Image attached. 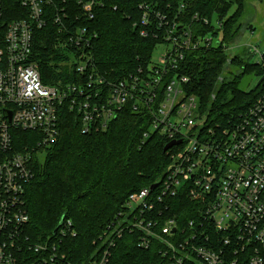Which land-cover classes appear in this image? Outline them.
<instances>
[{
    "label": "built area",
    "instance_id": "2783aa9c",
    "mask_svg": "<svg viewBox=\"0 0 264 264\" xmlns=\"http://www.w3.org/2000/svg\"><path fill=\"white\" fill-rule=\"evenodd\" d=\"M104 2L20 0L24 15L0 27V264H72L63 262V254L32 260L27 255L32 249L40 254L46 249L30 244L26 234L30 215L25 194L34 176L31 161L56 140L58 111L64 102L78 114L83 131L106 129L130 103L134 111L142 106L151 113L152 131L168 142L181 141L166 151L162 178L126 200L131 217L124 218V229L140 230L141 247L157 240L170 264L227 260L235 264L241 254L247 264H264V93L226 124L213 126L198 98L187 92V76L175 74L163 81L185 52L226 51L237 45L236 41L227 44L223 36L226 15L194 12L185 19L184 0H138L140 18L134 25H139L140 35L160 37L158 44H166L167 49L157 63H148L143 72L138 69L140 75L114 82L93 72L85 53L86 29L76 25L78 16L91 19ZM50 23L57 29L58 42L82 50L69 63L80 73L91 69L85 87L42 82L32 60V38L35 30ZM148 25L155 31L141 27ZM258 51L256 62H261L264 51ZM18 130L34 133L35 143L17 147ZM177 197L193 204L192 217L182 225L178 214L165 217L159 207ZM66 224L71 223L66 220ZM107 261L104 251L89 264Z\"/></svg>",
    "mask_w": 264,
    "mask_h": 264
},
{
    "label": "trees",
    "instance_id": "16d2710c",
    "mask_svg": "<svg viewBox=\"0 0 264 264\" xmlns=\"http://www.w3.org/2000/svg\"><path fill=\"white\" fill-rule=\"evenodd\" d=\"M184 1L185 19L194 12L226 15L223 35L226 43L240 36L244 0ZM137 2L105 0V4L95 8L94 17L80 15L76 21L80 29H86L85 38L89 39L85 53L93 63V72L106 80L118 82L140 75L161 42L160 37L140 35L139 25H134L140 18ZM0 8L2 29L24 15L20 0H0ZM141 27L153 29L150 25ZM57 39V29L51 23L33 33L32 60L42 82L54 87H85L91 69L80 73L69 63L82 50L71 43L65 46ZM262 55L263 60L256 62L247 52L230 55L222 48L185 52L177 68L170 70L163 81L175 74L187 76L190 81L187 92L194 94L207 111V121L213 126L223 125L264 93V52ZM232 64L238 67V72L226 80L222 72ZM249 74L255 75L256 83L249 89H241L239 81ZM218 83L220 87L214 92ZM58 118L56 140L45 150L42 160L31 161L34 176L25 194L30 215L26 234L30 244L46 245V249L41 254L33 249L28 251V258L57 259L63 254L65 263L89 264L107 251L106 264H170L160 252L161 243L153 240L148 248L141 247L140 230L124 229V218L131 217L125 205L128 196L158 182L168 163L167 152L163 151L168 139L151 130V113L142 106L134 111L128 103L106 129L83 131L78 114L64 102ZM33 135L30 131H15L14 142L19 148L31 146L36 140ZM192 205L185 197H177L168 198L159 207L165 217L178 214L177 220L182 225L192 217L189 211ZM62 218V224L54 232ZM66 220L71 224L67 225ZM235 264L247 261L241 254Z\"/></svg>",
    "mask_w": 264,
    "mask_h": 264
},
{
    "label": "rangeland",
    "instance_id": "374dc122",
    "mask_svg": "<svg viewBox=\"0 0 264 264\" xmlns=\"http://www.w3.org/2000/svg\"><path fill=\"white\" fill-rule=\"evenodd\" d=\"M245 10L240 18V23L242 28L240 30V36L237 37L236 46L232 49H226L228 54L232 55L233 53L247 52L250 58L253 61H257L259 51H264V0H244ZM234 9V7H233ZM232 9V10H233ZM247 27H246V26ZM252 28L249 29V27ZM254 46L257 47V51L254 50ZM167 45L164 43L158 44L152 51L149 66L159 61L161 55L166 51ZM228 65V64H227ZM228 67V66H227ZM225 68V71L222 72V77H225L226 80L230 79L233 76V73L238 72V67L233 64L229 68ZM228 82V81H226ZM256 83V77L254 74L245 75L241 81H239V87L241 89H249ZM220 87L218 83L215 87L214 92H216ZM43 154H36L35 158L42 160Z\"/></svg>",
    "mask_w": 264,
    "mask_h": 264
},
{
    "label": "water",
    "instance_id": "95a60500",
    "mask_svg": "<svg viewBox=\"0 0 264 264\" xmlns=\"http://www.w3.org/2000/svg\"><path fill=\"white\" fill-rule=\"evenodd\" d=\"M252 28V26L249 27V29ZM181 141L180 140H171L169 142H167L163 148V151H167L169 148H171L173 145H177L179 144ZM63 218L60 220L59 224L57 225V227L55 228L54 232L57 231V229L60 227V225L62 224Z\"/></svg>",
    "mask_w": 264,
    "mask_h": 264
}]
</instances>
